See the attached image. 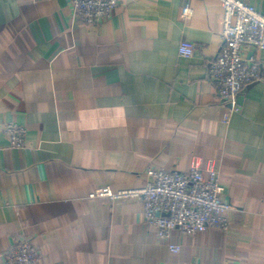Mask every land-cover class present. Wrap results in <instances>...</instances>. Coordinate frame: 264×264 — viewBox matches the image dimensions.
Here are the masks:
<instances>
[{
    "label": "crops",
    "instance_id": "obj_1",
    "mask_svg": "<svg viewBox=\"0 0 264 264\" xmlns=\"http://www.w3.org/2000/svg\"><path fill=\"white\" fill-rule=\"evenodd\" d=\"M222 28L218 0H118L95 23L68 0H0V264L20 239L35 264H264V49L243 50L259 77L222 101L208 75ZM195 158L214 165L230 226L174 233L177 253L139 199L89 197Z\"/></svg>",
    "mask_w": 264,
    "mask_h": 264
},
{
    "label": "built area",
    "instance_id": "obj_2",
    "mask_svg": "<svg viewBox=\"0 0 264 264\" xmlns=\"http://www.w3.org/2000/svg\"><path fill=\"white\" fill-rule=\"evenodd\" d=\"M74 12L84 22H99L111 15L118 0H68ZM223 13L222 44L208 68V75L222 101L235 102L244 84L259 77L258 60L243 50L264 49V12L244 0H218ZM190 8L185 5L183 15ZM193 42L183 40L178 54L193 55ZM239 110L235 104L232 111ZM25 128L17 123H6L5 133L12 146L23 147ZM151 177L143 187L112 190L108 186L95 189L89 197L111 200L139 199L148 226L154 227L157 238L171 252L177 253L180 244L174 233L192 236L208 228H229L228 212L231 204L222 198L223 186L212 163L203 165L195 158L187 171L147 169ZM37 251L26 239H20L6 254V264H35Z\"/></svg>",
    "mask_w": 264,
    "mask_h": 264
}]
</instances>
